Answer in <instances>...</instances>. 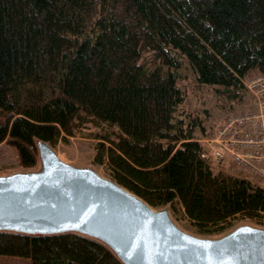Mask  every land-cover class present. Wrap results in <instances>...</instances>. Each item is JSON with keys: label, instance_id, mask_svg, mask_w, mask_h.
Here are the masks:
<instances>
[{"label": "trees", "instance_id": "16d2710c", "mask_svg": "<svg viewBox=\"0 0 264 264\" xmlns=\"http://www.w3.org/2000/svg\"><path fill=\"white\" fill-rule=\"evenodd\" d=\"M240 101L264 76V0H0V144L23 169L36 140L55 147L91 129L92 164L154 208L181 209L217 236L239 217L264 221V188L212 168L179 81ZM179 205V206H178ZM30 264H122L74 234L0 232V258Z\"/></svg>", "mask_w": 264, "mask_h": 264}, {"label": "water", "instance_id": "95a60500", "mask_svg": "<svg viewBox=\"0 0 264 264\" xmlns=\"http://www.w3.org/2000/svg\"><path fill=\"white\" fill-rule=\"evenodd\" d=\"M39 167L0 174V232L74 233L105 245L122 264H264V228L239 223L217 236L175 223L95 171L36 140Z\"/></svg>", "mask_w": 264, "mask_h": 264}, {"label": "rangeland", "instance_id": "374dc122", "mask_svg": "<svg viewBox=\"0 0 264 264\" xmlns=\"http://www.w3.org/2000/svg\"><path fill=\"white\" fill-rule=\"evenodd\" d=\"M178 83L187 94L185 108L188 111L199 114L203 117L205 131L208 132V135L212 134L216 124H218L219 121L228 115L239 112L242 109H248L252 104L250 102L251 96L248 94V92H244L243 98L240 101L229 100L226 97L215 93V89L213 87L197 85L193 76L188 70L184 71V78ZM90 132L91 129L83 127L78 132H76L75 135L68 137L66 142L60 141L54 148H52L62 160L76 166H91L100 175L113 180L107 165H96L91 163V159L94 154V141L89 135ZM195 136L198 138L207 135H204V132L198 128L195 131ZM38 167L39 163H37V165L31 169H23L18 164L15 151L5 143L0 144V174L35 170L38 169ZM219 169L225 173L245 177L238 173L229 164V162H227L225 165L223 164ZM248 179L251 180L254 185L263 186V184L251 177ZM169 212L177 225L186 231L198 234L191 226L182 209L177 214H173L169 208ZM239 223H248L253 226L264 228V221L258 222L246 217H239L231 227ZM0 264H30V261L25 258L1 257Z\"/></svg>", "mask_w": 264, "mask_h": 264}, {"label": "built area", "instance_id": "2783aa9c", "mask_svg": "<svg viewBox=\"0 0 264 264\" xmlns=\"http://www.w3.org/2000/svg\"><path fill=\"white\" fill-rule=\"evenodd\" d=\"M251 107L218 122L212 135L198 139L200 158L212 168L229 162L240 174L264 187V76L251 73L243 80Z\"/></svg>", "mask_w": 264, "mask_h": 264}]
</instances>
